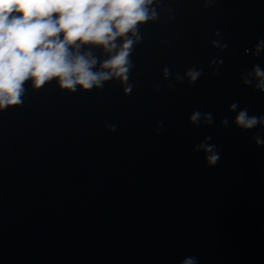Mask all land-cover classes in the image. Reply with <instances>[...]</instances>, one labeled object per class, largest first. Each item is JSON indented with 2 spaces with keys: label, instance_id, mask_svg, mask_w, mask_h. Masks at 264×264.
<instances>
[{
  "label": "water",
  "instance_id": "obj_1",
  "mask_svg": "<svg viewBox=\"0 0 264 264\" xmlns=\"http://www.w3.org/2000/svg\"><path fill=\"white\" fill-rule=\"evenodd\" d=\"M148 7L126 81H26L0 109V264H264V125L235 124L264 117V0Z\"/></svg>",
  "mask_w": 264,
  "mask_h": 264
},
{
  "label": "clouds",
  "instance_id": "obj_2",
  "mask_svg": "<svg viewBox=\"0 0 264 264\" xmlns=\"http://www.w3.org/2000/svg\"><path fill=\"white\" fill-rule=\"evenodd\" d=\"M152 3L153 0H0V109L21 102L26 81L38 89L55 80L60 88L71 91L76 90V85L83 89L100 87L102 81L114 76L126 81L131 67L130 50L140 39L138 25L155 18V12L148 7ZM82 45L100 46L109 55L100 67L108 71H94L97 59L90 51L82 54ZM261 49L264 40L256 44V54ZM164 74L167 76V69ZM187 75L194 82L200 72L189 71ZM251 75L257 80L255 88L264 91V70L256 65ZM236 108V103L230 105L231 110ZM199 117L200 113L195 112L190 119L195 123ZM205 119L211 122L212 118L208 115ZM222 123L226 125L227 120ZM235 124L248 130L264 125V117L249 115L245 108L237 113ZM255 142L262 143L258 137ZM205 151L209 166H215L220 155L213 147ZM182 264L196 261L186 258Z\"/></svg>",
  "mask_w": 264,
  "mask_h": 264
}]
</instances>
